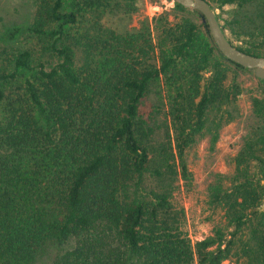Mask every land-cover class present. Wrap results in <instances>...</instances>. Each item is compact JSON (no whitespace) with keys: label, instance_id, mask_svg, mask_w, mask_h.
Returning a JSON list of instances; mask_svg holds the SVG:
<instances>
[{"label":"trees","instance_id":"16d2710c","mask_svg":"<svg viewBox=\"0 0 264 264\" xmlns=\"http://www.w3.org/2000/svg\"><path fill=\"white\" fill-rule=\"evenodd\" d=\"M136 2L37 0L27 46L0 41V264H35L47 245L51 264H264V97L252 99L262 124L206 190L224 221L193 241L176 200L193 180L188 152L240 117L229 77L246 69L225 68L188 17L126 35L99 25ZM215 3L235 6L232 44L264 57V0Z\"/></svg>","mask_w":264,"mask_h":264},{"label":"rangeland","instance_id":"374dc122","mask_svg":"<svg viewBox=\"0 0 264 264\" xmlns=\"http://www.w3.org/2000/svg\"><path fill=\"white\" fill-rule=\"evenodd\" d=\"M208 1L213 7L216 6V0ZM36 2L37 0H0V41L9 52L16 53L27 46L28 40L23 34L32 24ZM135 8H137L135 13L107 12L99 25L103 29L126 35L139 31L143 22L152 23L155 18L162 16H166L172 25L183 17L192 19L198 25L203 23L200 15L194 10L186 14L177 11L174 0H137ZM235 11V6H224L223 9H217L216 13L220 15L221 23L224 24ZM18 30L20 35H17ZM227 35L235 45H242V42L236 40L228 30ZM225 62L227 64L225 68H236ZM233 77L244 89V94L239 100L240 117L220 129L215 146H212V133H209L189 150L187 161L193 180L190 184L181 181L180 190L176 193V200L185 209V229L193 241L209 237L213 229L223 223V212L214 210L207 204L206 190L216 174L224 175L232 172L231 161L242 148L245 138L250 135L252 129L262 124L253 113L252 99L264 97V84L256 77L253 70H234L230 74L229 81ZM154 102V96L150 95L145 102V108H149ZM55 254V248L47 245L35 264H51ZM222 264L236 263L227 260Z\"/></svg>","mask_w":264,"mask_h":264},{"label":"water","instance_id":"95a60500","mask_svg":"<svg viewBox=\"0 0 264 264\" xmlns=\"http://www.w3.org/2000/svg\"><path fill=\"white\" fill-rule=\"evenodd\" d=\"M174 1L187 9L199 12L213 43L228 62L235 63L246 70H253L256 77L264 81V57L247 54L232 44L210 2L207 0Z\"/></svg>","mask_w":264,"mask_h":264}]
</instances>
